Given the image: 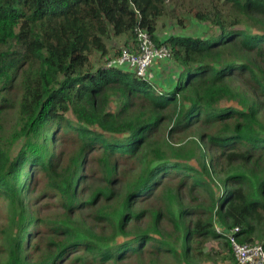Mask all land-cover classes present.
Masks as SVG:
<instances>
[{
	"label": "trees",
	"instance_id": "obj_1",
	"mask_svg": "<svg viewBox=\"0 0 264 264\" xmlns=\"http://www.w3.org/2000/svg\"><path fill=\"white\" fill-rule=\"evenodd\" d=\"M183 1L0 0V264H207L211 239L239 264L224 231L264 240V0L192 6L216 32L160 41ZM137 26L183 66L175 88L95 66ZM179 134L201 142L168 151Z\"/></svg>",
	"mask_w": 264,
	"mask_h": 264
},
{
	"label": "built area",
	"instance_id": "obj_2",
	"mask_svg": "<svg viewBox=\"0 0 264 264\" xmlns=\"http://www.w3.org/2000/svg\"><path fill=\"white\" fill-rule=\"evenodd\" d=\"M173 59L171 49L164 44H157L149 30L142 26L135 29L134 47H122L120 51L109 57L104 65L108 67H128L138 77L148 78L150 66L155 60ZM239 227L227 233L239 264H264V244L240 242L235 233Z\"/></svg>",
	"mask_w": 264,
	"mask_h": 264
},
{
	"label": "rangeland",
	"instance_id": "obj_3",
	"mask_svg": "<svg viewBox=\"0 0 264 264\" xmlns=\"http://www.w3.org/2000/svg\"><path fill=\"white\" fill-rule=\"evenodd\" d=\"M208 2H209V0H184L180 4V5H182V8L180 9L181 15L177 16V18L179 19V21H180V18H183L184 23L190 19V21L187 24L191 25L193 20H197L194 17V14L190 13L191 7L194 6V9H196V10L201 9ZM164 17H166V16H164ZM198 22L200 24H204L203 22L201 23V21H199V20H198ZM205 24L210 27V29H211L210 32H216V29H215L216 27H214L213 24L211 25L208 22H206ZM191 27H195V25L192 24ZM114 49L115 50L117 49V50L113 51L112 55L109 57H112L114 54L117 53L118 50H120V49H118L117 46ZM92 60L95 64V66H101L107 62L106 56L103 55L101 52L95 53L92 56ZM224 104H226V103L224 102ZM183 139H184V141L181 143V141ZM161 140L162 141L163 140L169 141V144H167L166 148L170 152L173 150L174 147L181 145L183 143L189 142L191 140L200 141L196 136H188L187 137V135H185V134H179V135H177V138H171L169 136H163ZM19 146H20V143H18L15 146L16 149H18ZM193 147H194V143H193ZM65 149H66V152L68 151L69 153H71L73 151V145L66 146ZM197 158H200V156L197 155V157H195L194 159H192L190 161H187L186 159H184V161L191 163L193 165L194 164L196 165L197 164ZM215 178H216L215 182L217 183V186H215V188H216L217 194L220 195L222 192V189L218 185V181H217L218 177L215 176ZM44 202H49V201L45 200ZM48 206H50V205H48ZM55 212H56V210L52 207H50L49 209L44 210V211H39V213L44 217H51L55 214ZM7 216H8L7 202L4 200H0V226L7 222V219H6ZM221 225L222 224L220 223L219 219L216 217L215 218V227L217 228V231L220 230ZM223 241H224L223 239H211V240L207 241L206 247H205V252H206L205 259L207 261L206 262L207 264H233L234 260H231V261L229 260V258L232 255V252L228 248H226ZM255 241L260 242V243L264 242V240H260V239H256ZM210 254H212V256H210ZM201 262L202 261L200 259H195L194 264H200Z\"/></svg>",
	"mask_w": 264,
	"mask_h": 264
},
{
	"label": "crops",
	"instance_id": "obj_4",
	"mask_svg": "<svg viewBox=\"0 0 264 264\" xmlns=\"http://www.w3.org/2000/svg\"><path fill=\"white\" fill-rule=\"evenodd\" d=\"M189 21L190 19L182 25L177 17H161L157 21L155 34L157 38L163 42L172 35L202 36L210 33V27L204 22V24H200L198 20H193L191 25L193 24L195 27H191V25L187 24ZM109 46V55L111 56L112 52L117 50L114 49L116 46L118 49L124 46L133 48L134 38H131L129 35L117 36L110 41ZM182 72L183 66H181L174 58L160 59L155 60L150 66L148 78L159 88L170 90L176 87L181 78ZM221 229H224L222 225Z\"/></svg>",
	"mask_w": 264,
	"mask_h": 264
},
{
	"label": "clouds",
	"instance_id": "obj_5",
	"mask_svg": "<svg viewBox=\"0 0 264 264\" xmlns=\"http://www.w3.org/2000/svg\"><path fill=\"white\" fill-rule=\"evenodd\" d=\"M125 47V46H124ZM121 49V48H120ZM221 231H223V229H221L220 228V230H219V232H221ZM224 233H225V231H224ZM226 234V237H228V235H227V233H225ZM241 242V241H240ZM264 244V243H263ZM232 246V245H231ZM233 249V248H232Z\"/></svg>",
	"mask_w": 264,
	"mask_h": 264
}]
</instances>
